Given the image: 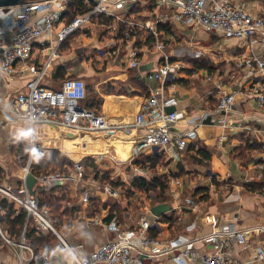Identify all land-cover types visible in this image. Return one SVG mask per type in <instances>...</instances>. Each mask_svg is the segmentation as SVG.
Returning <instances> with one entry per match:
<instances>
[{
  "label": "crops",
  "instance_id": "obj_1",
  "mask_svg": "<svg viewBox=\"0 0 264 264\" xmlns=\"http://www.w3.org/2000/svg\"><path fill=\"white\" fill-rule=\"evenodd\" d=\"M116 1H106L114 12L113 15L105 14L114 18L110 24L100 23L99 18L94 17L61 43V57L44 81L46 86L60 89L68 77L83 78L88 95H95L101 101L96 112L105 115L112 127L99 132L76 131L55 124L37 127L39 141L47 149L46 157L55 152L58 161H72V165L64 164L62 169L43 173L72 171L75 162L81 161L85 174L56 186L46 187L42 183L36 187L34 196L43 190H56L57 195L65 198L61 218H57L59 223L55 224L59 234L54 233L57 240L38 255L27 241L35 252L31 264H42L41 254L45 251L51 264H69L65 244L86 256L115 238L116 232L108 230L106 224L115 219L121 228L135 227L143 216L156 223L153 228L156 233L152 235L161 241L157 246L160 251L170 240L185 239L197 240L193 250L197 257L212 253L216 244L200 239L213 233L224 236L225 228L233 226L247 233V242L242 244L229 239L225 251L233 257H251L264 244V105L259 104L255 95L256 86L263 81L257 77L256 62H252V67H244L240 61L254 54L264 58V47L260 41L230 38L193 23L167 19L173 8L158 0L154 7L143 0L132 9ZM232 1L254 14H264V0ZM26 2L30 1L13 6V15L19 14ZM9 9L0 8V37L6 41H11L15 34L12 20L1 15ZM144 23L146 26L138 30ZM159 23L170 24L171 33L159 30ZM64 24L63 18L57 29ZM122 25L127 27L126 31L121 32ZM139 33L143 39L153 35L151 46L137 47ZM52 38L55 41L54 36L38 38L33 61L42 62L46 56H42L40 49L43 42ZM158 42L164 45L163 50L158 48ZM133 48L140 52L142 63L138 69L130 63L129 52ZM165 55L170 56L171 63L178 69V78L166 87V96L177 98V103L171 106L181 114L177 129L197 132V137L189 138L177 157L153 149L138 150L140 140L151 125L116 126L133 121L151 90L158 86L159 82L148 79L147 73L161 66ZM1 62L0 51V183L19 187L24 179L25 164L19 155L30 158L31 131L27 121L12 122L5 116L11 114L18 93L25 88L31 75L10 76L2 69ZM213 62H221V66L227 68L215 69ZM182 65L184 70L180 71ZM236 87H241L243 93L232 109L225 116L211 113L205 119L203 115L214 112L219 97ZM247 145L253 147L246 150L245 156L241 155L239 148ZM38 156L33 157L31 172L37 178L33 168L37 164L34 158ZM138 160L141 163H137ZM144 162L147 163L144 165ZM137 177L151 181L162 178L168 185L164 192L158 186L155 192L148 193L149 204L145 209L135 204L138 193L142 192L133 186ZM113 182L121 185L115 186ZM250 183H263V187L253 189ZM107 187L117 190L118 195L110 193ZM123 189L134 194L127 198ZM85 194L89 201L84 200ZM161 194L163 197L159 196ZM159 203H168L171 208L156 216L151 208ZM116 205L120 207L119 212L115 211L109 218V208ZM13 206L16 212L20 210L18 205ZM43 208L49 210L55 223L51 208ZM64 210L68 212L62 213ZM6 213L0 202L1 227ZM50 232L41 231L44 235ZM19 252L0 236L1 264H20ZM23 253L30 255L28 250ZM173 254L147 257L144 261L146 264H172Z\"/></svg>",
  "mask_w": 264,
  "mask_h": 264
},
{
  "label": "built area",
  "instance_id": "obj_2",
  "mask_svg": "<svg viewBox=\"0 0 264 264\" xmlns=\"http://www.w3.org/2000/svg\"><path fill=\"white\" fill-rule=\"evenodd\" d=\"M90 2L91 0H85ZM107 0H96L95 7L88 14H78L69 24L57 29L64 13L68 10L70 0H41L30 1L23 5L22 11L13 15L11 6L2 16L12 20L15 34L11 41L0 37V51L2 55L1 67L10 76L30 73L25 88L18 93L17 102L12 106L10 115L5 116L12 122L27 121L31 131L30 158L19 155L24 162V179L19 187L0 183V197L27 211L28 220H33V227L37 231H52L58 234L56 226L50 216L49 210L41 207L39 199L31 195L27 178L32 172L33 157L47 156V149L39 141V125H59L63 128L76 131L99 132L112 127L110 121L103 114L86 107L83 102L88 97V86L83 78H66L60 89H53L45 85L44 81L56 61L61 57L59 47L63 41L74 34L81 25L101 14L113 15L108 8ZM143 0H117L120 6L132 9ZM160 4H169L173 11L167 19L193 23L203 27L209 32H218L226 37L240 38L251 41H260L264 47V14H254L245 7L232 0H158ZM153 29V28H152ZM54 36L55 41L43 42L40 49L42 62L32 60L34 45L38 38ZM163 50L164 45L157 43ZM130 63L134 68L141 66L140 52L133 48L129 52ZM252 62L258 65L257 77L263 81L256 86L255 95L259 104L264 105V58L252 55L240 61L241 66L252 67ZM178 69L171 63L169 55L164 56V63L157 69L147 73L148 79L159 82L142 104L141 110L135 115L133 121L123 122L118 127H140L151 125V129L144 135L138 144L139 151L155 150L177 157L185 149L189 138L195 139V130H178L177 125L181 114L179 111H169L168 108L177 103L174 95L166 96V87L169 82L175 81ZM241 87L225 92L219 97L214 112H207L203 116L207 119L211 113L225 116L234 106L240 94ZM222 140V138L220 139ZM72 171H56L39 174L38 178L46 187L56 186L76 175L85 174V165L81 161L74 164ZM110 193L118 195L117 190L107 187ZM84 200L89 201L88 194ZM155 221L147 216L141 217L135 227L121 228L116 220L106 224L108 230L116 232L115 238L103 243L86 256L65 244L69 252V264H146L144 259L155 258L163 254L173 253L172 264H264V244L260 245L254 255L242 259L233 257L224 248L229 246V239L239 243L247 242V233L235 230L233 226L225 228V235L213 233L200 240L216 244L215 251L197 257L193 251L197 240L174 239L168 241L167 247L160 251L157 249L161 241L152 235ZM25 226L18 240L6 235L1 227L0 236L5 243L19 249L20 264H31L35 259L33 248L27 243ZM191 228V226L189 227ZM59 235V234H58ZM227 235V236H226ZM226 236V237H225ZM28 250L30 255L23 252ZM42 264H51L47 251L41 254ZM1 264V263H0Z\"/></svg>",
  "mask_w": 264,
  "mask_h": 264
},
{
  "label": "trees",
  "instance_id": "obj_3",
  "mask_svg": "<svg viewBox=\"0 0 264 264\" xmlns=\"http://www.w3.org/2000/svg\"><path fill=\"white\" fill-rule=\"evenodd\" d=\"M149 3V7H154L156 6V0H147ZM96 5V2L94 0H91L89 4H86L85 0H70V3L68 4V10L64 13L63 18L66 21V24H69L72 22L75 17L78 14H88ZM139 8H141L139 6ZM97 18H99L100 23H107L110 24L113 21V17H108L105 14L99 15ZM159 30H163L166 32L171 33V25L170 24H164V23H159L158 24ZM127 27L122 25L121 32L126 31ZM154 41L153 35H149L146 39H143L141 34L139 33L137 35V41L136 45L137 47H142L144 45H149L151 46L152 42ZM85 106L93 109L95 111H99V104H100V99H98L95 95H88L87 99L84 101ZM253 146L247 145L245 148H239L241 150V155L246 154V150H249ZM52 154L50 157H40L38 156L37 158H34V161H37V164L35 168H33V172L36 175L43 174V171L49 170L50 171H55L57 169H62L64 164L72 165V161H69L65 159L63 162H60L57 160V156ZM245 156V155H244ZM247 157V156H246ZM153 162V161H152ZM137 163H141L139 160ZM147 163V162H146ZM145 162L142 164H146ZM155 164V162H153ZM49 173V171L45 172ZM0 176H1V171H0ZM115 186H120L121 184L119 182H113ZM250 187L253 189H258L263 187V183H250L248 184ZM133 186L137 189L140 190H145L148 193L150 191L155 192L158 186L161 188L162 192L165 191L167 188V183L166 181H163L162 178H157L154 180H147L145 178H140L137 177L133 181ZM56 190L47 192V191H42L40 195L36 196L39 201L41 207H50L52 212H53V217L56 218L54 224H58L59 220L57 218H61V209H62V201L64 200L65 196L64 195H57L55 193ZM160 197H163V195H159ZM158 197V195H157ZM0 202L3 205L4 208H6L7 213L5 215V219L2 222V227L9 236L11 237H18L21 236L22 232L25 229V226H27V232H26V239L29 243L32 244V246L35 249L36 254L38 255L41 253V251L48 249L54 241L57 240V236L53 233L50 232L48 235H44L41 232L37 231L33 227V220L31 219L30 221L28 220V214L27 211L23 208H21L18 212L14 209L13 202H10L7 198H0ZM110 210V215L109 218L112 217L115 214V211L119 212L120 207L119 205L112 206L109 208ZM68 210L62 211V213H67ZM152 234L154 235L156 231L152 229Z\"/></svg>",
  "mask_w": 264,
  "mask_h": 264
},
{
  "label": "water",
  "instance_id": "obj_4",
  "mask_svg": "<svg viewBox=\"0 0 264 264\" xmlns=\"http://www.w3.org/2000/svg\"><path fill=\"white\" fill-rule=\"evenodd\" d=\"M23 1L24 0H0V8L16 6ZM168 110L174 111L175 109L170 107L168 108ZM27 183H28V188L30 190L31 195L34 194L37 186H42V181L39 178L35 177L33 174L28 175ZM170 208L171 206L168 203H159V204L154 205L151 208V211L154 215L160 216L164 214L165 212L169 211Z\"/></svg>",
  "mask_w": 264,
  "mask_h": 264
},
{
  "label": "rangeland",
  "instance_id": "obj_5",
  "mask_svg": "<svg viewBox=\"0 0 264 264\" xmlns=\"http://www.w3.org/2000/svg\"><path fill=\"white\" fill-rule=\"evenodd\" d=\"M24 1H34V0H24ZM35 1H37V0H35ZM144 22H145V20H144ZM144 26H146V23H144V24H142V25H140V26H138V30L140 29V28H142V27H144ZM136 31V30H135ZM144 37V36H143ZM186 63H187V61H186ZM199 63H201V62H199ZM213 64L215 65V69H219V70H221V69H223V68H227V67H225V65L222 67L221 65V62H219V63H215V62H213ZM223 64H226V62H224ZM188 65V64H187ZM187 67V66H186ZM184 66L182 65L181 67H180V71H183L184 69ZM123 192H124V196L125 197H127V198H130V197H128L130 194H134L132 191H128V190H125V189H123ZM138 193V192H137ZM138 201L135 203L136 204V206L137 207H142V208H144L145 209V206H147V204H149V194H148V192H146L145 190H142V192H139L138 193ZM124 197V198H125ZM53 219V218H52Z\"/></svg>",
  "mask_w": 264,
  "mask_h": 264
}]
</instances>
